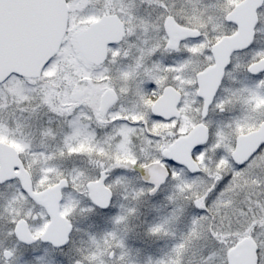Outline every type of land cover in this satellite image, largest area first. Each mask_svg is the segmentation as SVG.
<instances>
[{"label":"snow or ice","instance_id":"snow-or-ice-1","mask_svg":"<svg viewBox=\"0 0 264 264\" xmlns=\"http://www.w3.org/2000/svg\"><path fill=\"white\" fill-rule=\"evenodd\" d=\"M176 3L0 0V113L9 98L15 104L11 124L0 122V137L11 144L0 143V189H14L0 202L7 238L67 245L77 211L107 210L117 186L129 198L126 177L113 170L140 168L147 186L132 191V200L170 181L169 203L182 199L203 210L166 258L147 264H264V0ZM172 53L187 55L169 64L156 59ZM239 71L257 77L252 87L223 88L218 96L222 79L235 82ZM237 103L241 115L213 126L210 113H231ZM16 112L27 113L45 151H33L11 130L21 127ZM45 140L55 146L47 150ZM85 157L98 166L94 176L55 163ZM69 188L91 206L61 203ZM120 208L114 225L136 212ZM178 219L173 210L146 233L175 236L165 226ZM90 239L95 249L73 264H105L101 256L126 264L115 231ZM15 251L0 248V264Z\"/></svg>","mask_w":264,"mask_h":264},{"label":"rangeland","instance_id":"rangeland-1","mask_svg":"<svg viewBox=\"0 0 264 264\" xmlns=\"http://www.w3.org/2000/svg\"><path fill=\"white\" fill-rule=\"evenodd\" d=\"M176 7H180V0H177ZM186 55V53H172L157 56L156 59H159L164 64H169L174 60L186 58ZM246 58L247 57H244V59ZM233 63H235V61H233ZM231 79V77L225 76L221 88L218 90V96L223 95V88L235 89L243 86L252 87V83L254 82H234L231 81ZM145 90L150 91L151 86L146 85ZM130 99V97H126L123 100V103L128 107L132 106L129 102ZM241 108L242 105L237 103L234 111L231 113H210V119L214 122L213 126H215V122L226 120L231 116L241 115ZM245 114L255 116L254 112ZM212 158H216L215 154L212 155ZM59 166L62 170H70L73 167L79 168L89 177L94 176L98 168L97 165L90 163L87 157L73 161H62ZM113 175H123L126 177V189L129 198L127 200L122 199L125 188L117 186L114 190L112 202L107 210L95 208L92 213L84 215L77 211V213L71 217L72 232L68 244L60 250L59 264H73V262L79 259L85 251H93L95 245L92 243L90 237H95L97 242H101L103 234L107 231H115L117 237L123 239L125 251H127V256L125 257L126 264H147L149 257H151L153 261L166 258L172 245L186 229V225L189 223L190 218L203 214V210L197 209L191 204L187 205V202L182 199H177L172 203L167 201L166 197L175 191L173 182H166L153 196L146 195L137 200H132V191L140 187H145L139 184L137 179V168L132 170L115 169L113 170ZM192 177L193 176H188L189 179ZM109 179H112V177H109ZM67 199H78L80 201V207L91 206V201L87 197L72 192L70 188L64 190V198L61 200V203ZM120 205H124L125 208H135L136 212L134 215L129 216L126 222L114 225L111 221V217L118 212H122ZM179 209H183V211H179ZM173 210H177L179 219L170 222L165 227L170 233H175V236L154 237L146 233L145 225L149 222L151 217H155L156 223H161ZM138 232L140 233L139 236H137ZM5 233V230L0 229V243L6 241L7 237ZM151 238L153 240H151ZM138 245L139 247H137ZM43 251L44 254L48 252L46 247H44ZM116 251L119 252L120 250L117 249ZM100 259L104 260L105 264H110L108 257L101 256Z\"/></svg>","mask_w":264,"mask_h":264},{"label":"flooded vegetation","instance_id":"flooded-vegetation-1","mask_svg":"<svg viewBox=\"0 0 264 264\" xmlns=\"http://www.w3.org/2000/svg\"><path fill=\"white\" fill-rule=\"evenodd\" d=\"M242 53H236V55H241ZM229 70V69H228ZM233 76L235 77V81H255L257 77L252 76L251 74L239 71L236 73H233ZM225 77L222 79L224 81ZM233 81V78L231 79ZM222 84V82H221ZM9 109L6 110L3 113H0V122H3L5 125L11 124V112L15 108L14 102L9 98ZM17 117V122L21 125L19 129H16L14 125H12L11 130L16 131L18 138L24 140L25 142H30L32 150L33 151H45L46 149L41 146V137L35 133L34 128L29 126L30 122L24 119V117L27 116V113L21 114L19 112L15 113ZM46 119V117H45ZM56 127V125H53ZM94 127V126H93ZM98 138L103 135V132L100 129H96ZM106 131V130H105ZM0 143H8V146L10 147V142L7 141L6 137H0ZM45 144H47L49 147L47 150H51L55 145L53 142L45 140ZM62 161H56L58 165H61ZM187 176H194L195 173H186ZM137 179L139 181V184H142L143 186H147L146 182H144L139 173L137 172ZM166 183V182H165ZM164 183V184H165ZM162 184L160 188L164 185ZM14 191V189H0V202H3V200L6 198L7 193H10ZM155 195V194H154ZM156 223L155 217H151L149 219V224ZM145 225V230L147 229L148 225ZM0 229L7 230V224L4 219H0ZM72 232V231H71ZM71 234V233H70ZM139 232L137 233V236H139ZM70 237V235H69ZM151 240H153L151 238ZM15 246L16 251L14 254V257L11 258L8 262V264H59L60 263V250L64 248L65 246L61 248L53 247L51 244L42 242V241H36L32 244H24L19 243L17 244L15 240L7 238L6 241L3 243H0V248L4 247H13ZM44 247L47 248L48 252L47 254H44ZM139 247V245L137 246ZM149 252V251H148ZM37 257L43 258L41 261H37ZM148 257V254H147Z\"/></svg>","mask_w":264,"mask_h":264},{"label":"water","instance_id":"water-1","mask_svg":"<svg viewBox=\"0 0 264 264\" xmlns=\"http://www.w3.org/2000/svg\"><path fill=\"white\" fill-rule=\"evenodd\" d=\"M240 148H241V151H243V149H244V145H240L239 146ZM137 171H138V173H139V175H140V177L142 178V177H144V175H145V173H144V170L143 169H140V168H137ZM189 173H191V172H189ZM143 180V179H142ZM144 182H145V180H143ZM100 209V208H99ZM101 210H104V209H101ZM70 235V234H69ZM42 242H46V243H49L48 241H42ZM50 244V243H49Z\"/></svg>","mask_w":264,"mask_h":264}]
</instances>
